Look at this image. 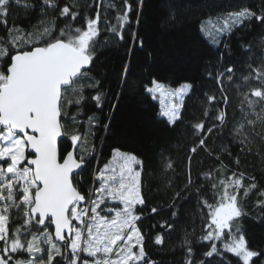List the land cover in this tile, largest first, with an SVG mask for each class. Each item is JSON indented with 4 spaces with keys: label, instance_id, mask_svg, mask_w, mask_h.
<instances>
[{
    "label": "trees",
    "instance_id": "1",
    "mask_svg": "<svg viewBox=\"0 0 264 264\" xmlns=\"http://www.w3.org/2000/svg\"><path fill=\"white\" fill-rule=\"evenodd\" d=\"M25 2L37 7H24ZM39 2L22 0L21 6L13 5L8 27L38 33L46 26L58 31L66 23H72L74 31L76 27L85 28L86 19L95 18L97 9L100 14L96 59L87 73L90 79L78 82L77 92L70 90L65 94L66 108L77 116L78 122L63 121L66 129L60 141L63 148L71 147L70 136L81 131V124L88 128L89 116H95L100 122L99 127L91 129L95 132L94 138L89 132L79 142L78 151L88 160L76 177L81 191L98 189L100 182L95 177L113 159L114 149L134 154L142 161L139 169L146 205L143 213H138L142 216L138 227L144 235L148 259L154 264H186L187 248L191 247L194 264L201 261L242 264L233 254L224 251V244L229 242L227 234L220 240H203L207 209L199 206L198 197L192 193L202 187L205 191L199 199L215 204L224 191L220 181L232 177L233 173H243L244 186L251 182L249 178L255 177L257 187L247 196L243 189L238 194L239 206L244 212L238 226L250 249L264 252V198L260 196L264 192V124L257 122L255 129H250L246 119H255V116L245 117L246 108L241 111L243 94L264 86L254 79L252 72V69L264 72V24L245 21L225 35L218 46L210 45L200 33V23L216 15L243 8L264 15L262 0H143L142 5L139 0H129L133 10L130 24L122 30L123 40L107 30L108 24H117L116 16L123 11V0H59L60 7L74 5L73 11L81 14L76 22L60 18L58 11L41 13ZM109 4L116 7L110 8ZM0 37H8L2 25ZM229 66L234 69L232 82L227 76L223 77V88L229 98L227 125L223 133L207 137L206 145L211 154L199 148L193 154L190 150L199 143L194 126L212 123L205 113L209 112L214 119L221 105L210 104L207 97L220 98L217 77ZM153 80L172 87L183 83L192 86L184 97L180 119L174 124L160 116L158 102L145 91ZM93 81L99 82V90L105 95L102 111L96 109L91 100L75 105L79 91L85 98L95 94L90 87ZM67 101L73 103L69 105ZM241 123L245 124L243 134L234 139V129ZM105 124L107 129L103 127ZM243 136H247L248 142L240 145ZM189 179L195 183L183 192ZM213 184L219 187L213 189ZM176 192H181L179 199H174ZM151 208L158 211L152 213ZM173 211L178 214L173 216ZM19 223L22 221L13 223L12 228ZM157 235L163 237V244L154 243ZM211 243L217 245L222 256L205 258L204 253L210 250Z\"/></svg>",
    "mask_w": 264,
    "mask_h": 264
},
{
    "label": "snow or ice",
    "instance_id": "2",
    "mask_svg": "<svg viewBox=\"0 0 264 264\" xmlns=\"http://www.w3.org/2000/svg\"><path fill=\"white\" fill-rule=\"evenodd\" d=\"M139 2L142 5L143 0ZM13 5L21 6L22 0H0V25L8 33L7 39L0 37V60L3 61L0 69V264H154L147 257L144 235L138 227L142 218L138 213L142 214L146 205L142 173L137 170L142 161L134 154L114 149L112 158L122 162L119 177L106 175L115 170L105 165L95 177L100 187L85 193L76 182V177L88 163L78 151L79 142L89 132L95 137L91 129L100 126L99 120L89 116L88 128L81 124V131L71 134L69 149L60 144L66 135L63 121L78 122L77 116L66 108L65 94L70 90L77 92L78 82L90 79L87 73L96 59L99 10L95 18L86 19L85 28L76 27L73 31L72 23H66L58 31L46 26L38 33H24L22 29L8 27ZM23 6L37 7L26 2ZM73 7L70 4L60 7L59 0L39 2L41 13L58 11L60 18L76 22L81 14L73 11ZM108 7L115 8L116 5L109 4ZM261 8L264 9V0ZM132 10L129 0H123V11L116 16L117 24H108L107 30L113 37L123 40L122 30L130 24ZM224 20L218 32H227L233 25H242L245 21L264 24V15L243 8L228 13ZM140 46H143L142 41ZM127 71L126 65L125 75ZM233 72V67L229 66L217 77L221 88L219 99L207 97L210 104L221 107L216 110L214 119L209 112L205 113L212 121L210 125L199 123L194 126L199 143L190 150L193 154L198 148L211 154L206 145L207 137L223 133L227 125L229 98L223 88V77L227 76L232 82ZM252 72L254 79L264 85V72L259 69H252ZM152 85L145 91L153 99L159 93L161 115L174 124L180 119L184 97L192 86L185 84L169 91L155 80ZM90 87L95 94L85 98L79 91L75 105L91 100L95 108L102 111L105 95L99 90V82L93 81ZM166 96L174 102L167 103ZM72 103L67 101L69 105ZM245 108V117L255 116V119H246L250 129L254 130L257 122L264 124V86L243 94L241 111ZM103 127L107 129L108 125ZM244 127V123L235 127L234 139L242 136ZM247 142V136L239 140L240 145ZM236 163L239 165L238 159ZM244 179L243 173H233L232 177L221 180L224 191L215 204L199 199L205 191L202 187H197L192 194L198 197L199 206L207 209L203 240L212 242L227 234L229 242L223 246L225 252L233 254L242 264H264V252L250 249L238 226L239 218L244 215L238 194L243 189L247 196L257 187L255 177L249 178L251 182L247 187ZM193 183L189 179L182 191L187 192ZM212 187L217 189L219 186L213 184ZM180 196L181 192H176L174 199ZM260 196L264 198V192ZM109 199L122 207H101ZM150 211L156 213L158 210L151 208ZM177 214L173 211V216ZM18 221L22 223L12 228ZM168 227L171 229L172 225ZM163 242V237L157 235L154 243L161 245ZM187 253L186 264H194L191 247L187 248ZM222 255L215 243H211L210 250L204 253L205 258Z\"/></svg>",
    "mask_w": 264,
    "mask_h": 264
},
{
    "label": "rangeland",
    "instance_id": "3",
    "mask_svg": "<svg viewBox=\"0 0 264 264\" xmlns=\"http://www.w3.org/2000/svg\"><path fill=\"white\" fill-rule=\"evenodd\" d=\"M228 13H225V14H221V15H216V16H213V17H209L207 19H204L201 23H200V33L202 35V37L212 46H218L220 44V42L222 41L223 37L225 35H227L234 27L238 26V25H233L229 31L227 32H218L217 29H220L223 27L224 23H225V20H224V17L227 16ZM212 22L211 24L209 22ZM162 84V83H161ZM185 84H188V83H183V84H180L178 86H175V87H172V86H169V85H165L166 86V89H168L169 91L171 90H174L176 88H179L181 87L182 85H185ZM190 85V84H189ZM153 85H151L150 87H152ZM148 93V92H147ZM187 95V94H186ZM185 95V96H186ZM159 99H160V96H159V93H156V101L158 102L159 104V109H160V116L164 119L167 120L166 117H163L161 115V105L159 103ZM166 99V102L167 103H172L174 102V100L172 98H169V97H165ZM122 162L119 161V160H114L112 159L107 165L109 166L110 169H114L115 172L114 173H106V175H112V174H115L117 177H119V169H120V164ZM104 168V167H103ZM102 168V169H103ZM137 170H140L139 169V166H137ZM100 187V185H99ZM98 187V188H99ZM109 207V208H116V207H122V205H118L117 203L113 202L112 200H106L105 201V205H101V207Z\"/></svg>",
    "mask_w": 264,
    "mask_h": 264
},
{
    "label": "water",
    "instance_id": "4",
    "mask_svg": "<svg viewBox=\"0 0 264 264\" xmlns=\"http://www.w3.org/2000/svg\"><path fill=\"white\" fill-rule=\"evenodd\" d=\"M62 138H63V137H62ZM62 138H61V140H62ZM61 140H60V141H61Z\"/></svg>",
    "mask_w": 264,
    "mask_h": 264
}]
</instances>
